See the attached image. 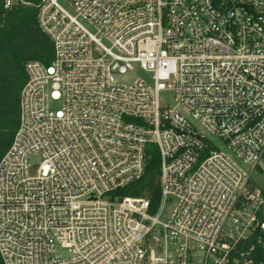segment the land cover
<instances>
[{"label":"built area","instance_id":"obj_1","mask_svg":"<svg viewBox=\"0 0 264 264\" xmlns=\"http://www.w3.org/2000/svg\"><path fill=\"white\" fill-rule=\"evenodd\" d=\"M38 9L53 59L25 65L0 160L2 264H264V0ZM150 143L153 215L120 193L143 178Z\"/></svg>","mask_w":264,"mask_h":264},{"label":"trees","instance_id":"obj_2","mask_svg":"<svg viewBox=\"0 0 264 264\" xmlns=\"http://www.w3.org/2000/svg\"><path fill=\"white\" fill-rule=\"evenodd\" d=\"M41 1L13 0L5 8L6 0H0V160L19 126L20 97L27 81L25 65L30 61L49 64L53 59V43L38 22ZM120 193L148 199L149 213L155 214L161 202L159 156L148 159L143 178Z\"/></svg>","mask_w":264,"mask_h":264},{"label":"rangeland","instance_id":"obj_3","mask_svg":"<svg viewBox=\"0 0 264 264\" xmlns=\"http://www.w3.org/2000/svg\"><path fill=\"white\" fill-rule=\"evenodd\" d=\"M139 77H144L143 73H138V74H131L128 76L127 79L123 81V83H132L135 80H137ZM171 101V98L169 96H166V100L162 102V106H165L169 104ZM147 158H153L155 156H159V149L158 146L154 143H150L147 145ZM175 200H170L165 204L163 212L159 216V220L162 222H166L169 220L170 215L174 209L175 206Z\"/></svg>","mask_w":264,"mask_h":264}]
</instances>
